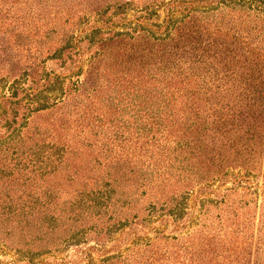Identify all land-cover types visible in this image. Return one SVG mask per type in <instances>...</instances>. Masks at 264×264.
Listing matches in <instances>:
<instances>
[{
    "label": "rangeland",
    "instance_id": "374dc122",
    "mask_svg": "<svg viewBox=\"0 0 264 264\" xmlns=\"http://www.w3.org/2000/svg\"><path fill=\"white\" fill-rule=\"evenodd\" d=\"M18 137L0 213L16 155L71 150L46 177L51 207L106 170L151 183L91 227L66 207L55 243L0 223V264H264V0H0V145Z\"/></svg>",
    "mask_w": 264,
    "mask_h": 264
},
{
    "label": "trees",
    "instance_id": "16d2710c",
    "mask_svg": "<svg viewBox=\"0 0 264 264\" xmlns=\"http://www.w3.org/2000/svg\"><path fill=\"white\" fill-rule=\"evenodd\" d=\"M2 142V145H0V151H6L8 145H20L22 140L18 137L7 144L4 143L5 141ZM67 147H58L55 151L48 152L46 155L42 156L40 153H37V159L31 161L29 159L27 160L26 157L16 155V173H20L21 175V177L16 180L17 200L12 201L14 204L13 208L9 205L4 207V211L0 213V223L5 225L4 227L7 231H11L9 230L7 221L12 218L18 225L17 230H20V233H22L25 237L24 243L36 246L39 242L43 241L44 244L47 245L55 243L52 238L53 236L61 238V234L59 235V233H57L59 228L62 229V232L69 231V227L64 224V221L66 222L69 217L66 215L67 212H65L66 207L70 210H78L77 215L81 219L79 224L82 228L94 225L92 223V217H100V215L106 212L109 208L115 210L119 215L120 209L125 206L124 197L126 195V191L134 185L144 186L148 184L149 181L151 183L149 177L145 176L147 172L145 170L140 172H138L139 170L126 171L120 168L114 171L106 170L103 171L101 175L98 174L102 180L100 188H94L93 186L87 191L78 190L81 194L74 200L75 202H70L74 204L76 203L78 206L64 205V207H62V205H56L51 207L50 204L55 202L54 200H50L49 197H51L52 194H55V192L44 188L48 183L46 177L49 174L55 173L57 171V165H59L62 162V159L66 158V156L71 152V150ZM162 148L168 149V147H164V145ZM142 165L147 167L145 166V162H142ZM172 166L171 168H173ZM168 174L171 175L172 171ZM7 175H9V173L4 174V176ZM178 177L180 178V176ZM181 178H188L193 181L196 176L184 174V177ZM21 179L23 181L19 182L18 180ZM22 197H25V199H22ZM47 212L53 214H47ZM120 213L122 214V212ZM125 221L126 220H117L112 224V226L106 227L103 230L102 227L98 228L99 223L96 222V227L98 233H100V231L111 233L114 232V229L112 228H116L117 226L120 227L125 224ZM7 231L5 232L6 234ZM229 235L230 234L228 233L225 235V240ZM213 236L218 241H221L215 236V234ZM128 257L131 258L128 255H115L106 258L104 261L109 262V264H115L128 260Z\"/></svg>",
    "mask_w": 264,
    "mask_h": 264
}]
</instances>
